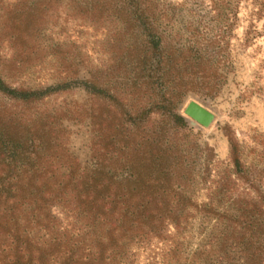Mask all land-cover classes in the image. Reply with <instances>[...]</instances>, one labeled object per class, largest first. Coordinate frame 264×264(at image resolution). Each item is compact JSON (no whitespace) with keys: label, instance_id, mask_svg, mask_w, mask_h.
<instances>
[{"label":"trees","instance_id":"16d2710c","mask_svg":"<svg viewBox=\"0 0 264 264\" xmlns=\"http://www.w3.org/2000/svg\"><path fill=\"white\" fill-rule=\"evenodd\" d=\"M91 1L138 31L140 42L128 47L131 65L122 64L132 77L126 74L123 82L145 97L144 104L128 105L96 78L26 88L0 75V97L23 110L0 104V264H134L138 250L153 242L161 245L151 258L161 257L159 264H264V194L263 221L247 203L219 208L193 202L187 191L193 164L176 141L188 122L175 110L186 90L184 77L200 72L220 49L168 45L155 29L154 0ZM220 1L229 12L236 9L237 0ZM74 84L89 103L78 113L92 133L83 166L65 154L62 130L52 118L32 113ZM228 141L234 172L244 178L237 145ZM223 182L217 192L222 197L229 192ZM190 211L217 221L207 239L187 252L182 244Z\"/></svg>","mask_w":264,"mask_h":264},{"label":"rangeland","instance_id":"374dc122","mask_svg":"<svg viewBox=\"0 0 264 264\" xmlns=\"http://www.w3.org/2000/svg\"><path fill=\"white\" fill-rule=\"evenodd\" d=\"M213 2L216 11H212ZM154 3L155 29L168 45L182 50L208 46L221 51L200 72L184 77L186 90L175 108L182 114L189 101H196L214 115L207 128L187 118V127L177 131L176 141L188 151L189 164H193L195 178L189 184V196L197 204L219 208L234 201L253 205L257 221H263V0H237L232 12L220 0ZM125 21L113 11H99L91 0H0V75L10 85L26 88L96 78L115 88L128 105L139 108L145 97L123 82L126 74L132 77V71L126 68L124 72L122 64L131 63L128 47L138 44L140 36ZM87 100L81 87L74 84L32 108V113L50 116L61 128L65 154L77 158L81 166L89 160L92 137L88 120L78 115L89 107ZM0 104L23 111L1 97ZM228 138L237 145L244 178L234 172ZM189 145L196 147L189 150ZM221 179L229 191L224 197L217 193ZM190 213L193 216L188 219L182 244L187 252L207 239L213 221H217ZM153 246L139 249L134 264H159L161 257L151 258L161 245L153 242Z\"/></svg>","mask_w":264,"mask_h":264},{"label":"water","instance_id":"95a60500","mask_svg":"<svg viewBox=\"0 0 264 264\" xmlns=\"http://www.w3.org/2000/svg\"><path fill=\"white\" fill-rule=\"evenodd\" d=\"M182 114L204 128H207L214 118V115L209 110L196 101H189L183 108Z\"/></svg>","mask_w":264,"mask_h":264}]
</instances>
